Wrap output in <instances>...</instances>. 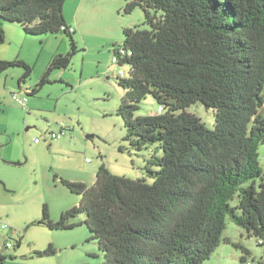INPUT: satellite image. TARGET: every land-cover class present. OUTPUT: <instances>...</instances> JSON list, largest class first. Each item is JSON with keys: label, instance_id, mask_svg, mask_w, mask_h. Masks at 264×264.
I'll return each instance as SVG.
<instances>
[{"label": "trees", "instance_id": "16d2710c", "mask_svg": "<svg viewBox=\"0 0 264 264\" xmlns=\"http://www.w3.org/2000/svg\"><path fill=\"white\" fill-rule=\"evenodd\" d=\"M65 2L0 0V43L3 24L70 37L72 49L53 57L39 86L77 51L74 32L62 29L69 27ZM136 7L150 28L125 27L114 49L117 63L130 66L128 77H118L126 90L118 114L138 150L155 143L162 149L150 162L158 169L148 167L155 180L116 175L104 163L91 185L62 178L80 203L57 221L44 203L41 222L53 230L85 223L103 264H203L222 241L231 242L223 236L227 218L264 248V0H127L125 11ZM14 67L24 70L20 83L32 73L23 59L0 58V75ZM148 94L162 111L136 116ZM196 102L213 110V128L186 110ZM80 214L83 222L72 221ZM56 253L52 243L36 251ZM6 259L0 251V264Z\"/></svg>", "mask_w": 264, "mask_h": 264}, {"label": "rangeland", "instance_id": "374dc122", "mask_svg": "<svg viewBox=\"0 0 264 264\" xmlns=\"http://www.w3.org/2000/svg\"><path fill=\"white\" fill-rule=\"evenodd\" d=\"M86 1V0H85ZM90 2V1H89ZM127 0H96L85 2L66 0L63 10L75 14L77 22L73 36L77 51L67 68L54 69L50 81L39 86L40 79L56 54H66L72 49L70 37L57 34L29 35L17 26L20 39L9 44V58H20L32 66V73L20 83L23 68L7 70L9 80H15V91L38 89L27 96V107L17 103L9 93L1 105L6 108V121L0 122V251L7 256L5 264H103L104 254L85 223L69 230L50 229L43 219V204L50 208L51 218L57 221L61 213L79 205L81 196L61 183L65 178L89 185L104 163L113 174L130 178L155 179L148 172L158 166L151 160L161 156L158 144L138 150L125 139L127 128L118 114L126 90L119 85L118 77L130 75L128 64L113 60L116 46H122L124 28L138 26L150 28L144 11L136 7L125 11ZM14 52H17L13 56ZM124 72V74H122ZM4 75V74H3ZM159 104L152 94L139 104L136 116L158 112ZM201 117L209 128L215 124L213 110L196 102L186 109ZM67 132L50 139L52 132ZM41 138L36 143L34 139ZM260 164L264 170V144L259 148ZM237 202L234 201V203ZM85 214L72 219L83 222ZM6 225V229L1 226ZM14 230L7 246L6 235ZM222 241L203 264H257L264 261V248L255 236L227 218ZM53 244L55 255L40 256ZM239 244L249 252H244ZM10 255L13 256L10 257ZM247 256L242 262L241 256Z\"/></svg>", "mask_w": 264, "mask_h": 264}, {"label": "crops", "instance_id": "0c3cea01", "mask_svg": "<svg viewBox=\"0 0 264 264\" xmlns=\"http://www.w3.org/2000/svg\"><path fill=\"white\" fill-rule=\"evenodd\" d=\"M94 1H96V0H86V1L80 0V8L85 2L92 3ZM63 13H64V17H65L67 23L69 24V26H72L74 28V32H76V28L72 24L74 22H77V20L75 19V14L71 15L68 12H65V9L63 10ZM17 26H19V25H17V24H3L2 25V27L5 31V41L3 43L6 42V38L9 40V44H12L13 41L20 39L21 33H18ZM128 27H131V26H128ZM3 43H0V58L6 59V58H9L7 55H9L11 53V50H13V49H11V47H8L6 45H2ZM16 53L17 52H14L13 56L16 55ZM3 74L0 75V122L1 123H4L6 121V116H5L6 108H3V106L1 107V105L7 99V96L9 95V93H12V95H13V93H15V92L21 93L24 91L27 94H29L31 92L30 88L26 87L25 89H23L21 85H20L21 91H15V88H16V85L14 83L15 80H12V81L9 80V72L8 71H6ZM25 107H27V105ZM39 142H41V140ZM39 142H37V143H39ZM3 145H5V141H0V148ZM95 181H96V179H95Z\"/></svg>", "mask_w": 264, "mask_h": 264}, {"label": "built area", "instance_id": "2783aa9c", "mask_svg": "<svg viewBox=\"0 0 264 264\" xmlns=\"http://www.w3.org/2000/svg\"><path fill=\"white\" fill-rule=\"evenodd\" d=\"M62 29H67V30L70 31V32H74V28H73L72 26H69V27L63 26ZM122 52H123V50H122ZM113 60H114L115 62H117V61H118L117 56H114ZM122 74H124V72H123ZM26 94H27V93H26ZM13 98H14V100H15L17 103L21 104L22 106L25 107V106L27 105V100H28V98H27V96H23L22 93H20V92H15V93H13ZM161 111H162V107H159V108H158V112H161ZM66 132H67V128H66L63 124H61V125H60V131H58V132H52V133H51V139L59 138L61 135L65 134ZM40 140H41L40 137H36V138L34 139V141H35L36 143L39 142ZM1 228H2V229H6L7 226H6V225H2ZM10 232H11V233H9L8 235H6V238H7V246H8V247L13 246L12 243L9 241V239L11 238L10 235H13V234L15 233V231L12 230V231H10Z\"/></svg>", "mask_w": 264, "mask_h": 264}]
</instances>
